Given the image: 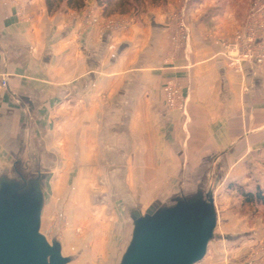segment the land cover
<instances>
[{
    "label": "crops",
    "instance_id": "obj_1",
    "mask_svg": "<svg viewBox=\"0 0 264 264\" xmlns=\"http://www.w3.org/2000/svg\"><path fill=\"white\" fill-rule=\"evenodd\" d=\"M244 1L85 0L50 14L46 0H0V178L46 177L42 221L51 202L117 197L143 214L197 173L216 210L229 182L264 186V65L239 57L264 38V6L255 24ZM169 84L184 110L168 107ZM228 243L198 264H250L253 245Z\"/></svg>",
    "mask_w": 264,
    "mask_h": 264
},
{
    "label": "water",
    "instance_id": "obj_2",
    "mask_svg": "<svg viewBox=\"0 0 264 264\" xmlns=\"http://www.w3.org/2000/svg\"><path fill=\"white\" fill-rule=\"evenodd\" d=\"M44 175L0 178V264H69L57 240L42 234ZM131 241L120 264H198L215 238L218 214L212 193L177 197L171 206L131 213Z\"/></svg>",
    "mask_w": 264,
    "mask_h": 264
},
{
    "label": "rangeland",
    "instance_id": "obj_3",
    "mask_svg": "<svg viewBox=\"0 0 264 264\" xmlns=\"http://www.w3.org/2000/svg\"><path fill=\"white\" fill-rule=\"evenodd\" d=\"M244 4L251 5L250 16H252L254 13L255 15L257 14L253 10L254 5L257 4L263 8L264 0H245ZM244 6L242 5V7ZM262 12L258 14H262ZM258 16L257 19H259ZM21 173L26 179L36 177L35 171ZM205 175L206 173H197L195 175L197 180H194L193 187L181 193L179 192L178 195L188 196L196 193L199 190L197 184L201 182L199 179ZM10 176L18 178L19 175L10 172ZM232 183L241 185V183L236 181L229 182L226 184L227 186L219 189L217 193L219 197L217 205L219 219L215 238L211 241L208 251H212L217 245L228 248L230 245L228 242L233 238H237L240 243L246 242L253 245L252 257L258 245L264 242V237L260 234L264 232V207L243 206L238 191L228 187ZM202 185L200 188L203 192L209 193L210 188L204 182ZM242 186L250 190L245 185ZM259 186L264 189V186ZM254 190L255 188L250 191ZM50 193L48 188V195ZM169 199L163 202L167 203ZM82 200H85V198H82ZM173 204L174 201H169L167 204L160 203V205L167 206ZM47 206L49 208H47L42 221L41 232L47 237L49 242L57 240L61 243L63 256L71 258L69 264H120L122 256L131 241L133 230V221L128 211L129 206L120 197L114 198L106 204L96 203L94 206L102 208L103 211L99 214L95 213V215L91 211L94 206L90 203L81 202V204H73L71 208H67L66 204L51 202ZM224 211H229L228 213L232 215H227ZM236 230L241 234L238 235L232 232Z\"/></svg>",
    "mask_w": 264,
    "mask_h": 264
},
{
    "label": "built area",
    "instance_id": "obj_4",
    "mask_svg": "<svg viewBox=\"0 0 264 264\" xmlns=\"http://www.w3.org/2000/svg\"><path fill=\"white\" fill-rule=\"evenodd\" d=\"M254 11H262V7L257 4L254 5ZM255 13L251 16L254 23L258 22L257 16ZM239 38H243L240 37ZM240 59L243 62L256 63L258 65H264V38L252 34L247 37V41L244 47V50L240 54ZM240 60H237L236 63L239 65ZM8 87V75L5 73L0 74V89H6ZM166 94L167 105L170 109H182L184 106L180 104V91L177 87L172 84L167 85L164 88ZM250 264H264V242L253 252L251 257Z\"/></svg>",
    "mask_w": 264,
    "mask_h": 264
},
{
    "label": "trees",
    "instance_id": "obj_5",
    "mask_svg": "<svg viewBox=\"0 0 264 264\" xmlns=\"http://www.w3.org/2000/svg\"><path fill=\"white\" fill-rule=\"evenodd\" d=\"M154 2L157 0H153ZM160 1V0H159ZM66 3L73 9H80L85 5V0H46L50 14L57 12L61 5ZM145 3V0H98L99 6L104 10L123 11L124 9L138 8ZM229 188L236 189L241 198L243 206L264 207V189L257 186L254 191L245 189L242 185L232 183Z\"/></svg>",
    "mask_w": 264,
    "mask_h": 264
}]
</instances>
